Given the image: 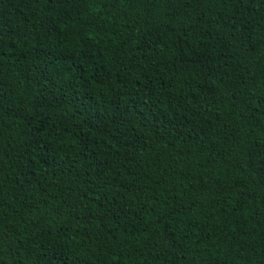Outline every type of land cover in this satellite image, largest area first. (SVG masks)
<instances>
[{
  "label": "trees",
  "instance_id": "obj_1",
  "mask_svg": "<svg viewBox=\"0 0 264 264\" xmlns=\"http://www.w3.org/2000/svg\"><path fill=\"white\" fill-rule=\"evenodd\" d=\"M0 264H264V0H0Z\"/></svg>",
  "mask_w": 264,
  "mask_h": 264
}]
</instances>
